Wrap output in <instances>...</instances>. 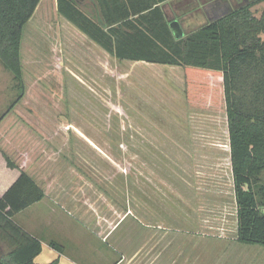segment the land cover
I'll return each instance as SVG.
<instances>
[{"label": "rangeland", "instance_id": "obj_1", "mask_svg": "<svg viewBox=\"0 0 264 264\" xmlns=\"http://www.w3.org/2000/svg\"><path fill=\"white\" fill-rule=\"evenodd\" d=\"M21 63L24 95L0 124V146L17 163L30 152V173L72 214L37 208L36 221L32 209L20 217L26 227L64 223L59 243L89 264H264L263 246L237 240L224 97L189 103L183 67L117 59L60 15L57 0H41L26 24ZM18 93L0 61V115Z\"/></svg>", "mask_w": 264, "mask_h": 264}, {"label": "trees", "instance_id": "obj_2", "mask_svg": "<svg viewBox=\"0 0 264 264\" xmlns=\"http://www.w3.org/2000/svg\"><path fill=\"white\" fill-rule=\"evenodd\" d=\"M40 1L0 0V61L14 75L19 89L0 115V124L12 118L24 95L21 43L24 28ZM166 1L94 0L96 16L78 0H57V8L67 21L121 61L183 67L189 103L218 105L224 97L237 240L264 247V8L260 15L252 9L264 0L241 4L182 38H176L171 30L162 7ZM1 150L8 165L19 168ZM44 197L41 186L22 169L0 198V264H39L35 258L42 252V242L21 227L15 215Z\"/></svg>", "mask_w": 264, "mask_h": 264}, {"label": "crops", "instance_id": "obj_3", "mask_svg": "<svg viewBox=\"0 0 264 264\" xmlns=\"http://www.w3.org/2000/svg\"><path fill=\"white\" fill-rule=\"evenodd\" d=\"M242 1H250V0H242ZM242 1L239 0H167L162 4L163 10L165 12V15L167 19L169 20V23L173 20H177L180 22L182 29L184 30V33L190 32L201 25L205 24L206 22L213 20L214 18H218L228 11L234 9L235 7L239 6ZM89 5L93 7V10L95 14L97 15V6L94 2V0H89ZM85 3H82L84 5ZM84 7V6H83ZM85 9V8H84ZM90 13V12H89ZM91 14V13H90ZM103 49V48H102ZM130 61V60H128ZM137 63H146V64H153L156 65L157 63H149L146 61H134ZM179 67V66H177ZM22 157L23 162L17 163L19 165V168L27 172L41 188L45 192V197L35 204L31 205L30 207L26 208L23 211H20L15 215L16 222L23 227L25 230L29 231L31 234H33L35 237H37L42 242V252L35 258V261L39 264H45L52 261H57V264H89L84 263L77 258H74L72 254L67 252L66 248L62 246V243H59L61 240V235H65L66 230H60L65 224L63 225H55L52 226L51 231L48 228H42L37 226H31L32 228L26 227L20 220V217L22 214L29 212L30 210L35 211V217H37L36 221L38 219V212L37 208L39 209L40 213H45V209H50L56 212L57 210L61 209L63 212L67 211V209L61 205L59 202L54 200L51 197L50 191L48 188H46L39 180L36 179L33 174L30 173L29 169L32 167V164L35 160H33L30 157V152H23ZM28 157V158H27ZM19 168H11L6 158L4 157L2 150L0 148V198L4 195V193L9 189V187L17 180L18 176L20 175V169ZM48 202V203H47ZM42 203H45L43 205ZM40 207L43 209L40 210ZM48 212V211H46ZM50 213V212H48ZM69 216L72 214L70 212H66ZM34 217V218H35ZM35 220V219H34ZM59 228V229H57ZM33 229V230H32ZM44 234L48 235L49 238H46L43 236ZM60 237V238H59ZM66 238V235H65ZM66 240V239H64ZM84 242V243H83ZM51 243H55V245L59 246L60 248L53 247ZM62 244V245H61ZM85 240L82 239L78 244V250L80 249V252L77 254H83V249L85 248ZM106 258V256H104ZM202 257H173L167 264H203L204 262ZM104 263L100 264H111L110 262H107V259H104ZM119 262V261H118ZM112 263V264H117ZM95 264H98L95 263ZM209 264H217L215 261H210ZM230 264H233V262H230Z\"/></svg>", "mask_w": 264, "mask_h": 264}, {"label": "water", "instance_id": "obj_4", "mask_svg": "<svg viewBox=\"0 0 264 264\" xmlns=\"http://www.w3.org/2000/svg\"><path fill=\"white\" fill-rule=\"evenodd\" d=\"M170 27L176 38H182L185 35L184 30L182 29V26L179 21H171Z\"/></svg>", "mask_w": 264, "mask_h": 264}]
</instances>
